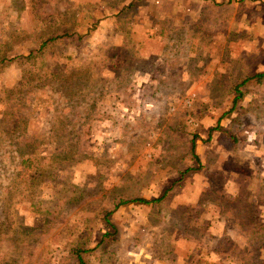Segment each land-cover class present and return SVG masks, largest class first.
Listing matches in <instances>:
<instances>
[{"label": "rangeland", "instance_id": "obj_1", "mask_svg": "<svg viewBox=\"0 0 264 264\" xmlns=\"http://www.w3.org/2000/svg\"><path fill=\"white\" fill-rule=\"evenodd\" d=\"M0 59V264H264V0H0Z\"/></svg>", "mask_w": 264, "mask_h": 264}, {"label": "trees", "instance_id": "obj_2", "mask_svg": "<svg viewBox=\"0 0 264 264\" xmlns=\"http://www.w3.org/2000/svg\"><path fill=\"white\" fill-rule=\"evenodd\" d=\"M69 34V33H68ZM67 35V33H63V34H59V35H55V36H51L45 40H43L35 50H32L30 51L26 56H20L18 57L20 59L21 62L23 61H30V60H33L35 59L38 55H40V53H42V51L44 50V48L51 42H53L54 40H57V39H64V37ZM70 36V34H69ZM5 59H0V63L1 62H4ZM264 77V72H260V73H255L253 75H251L250 77H246L244 79H242L240 82L236 83L233 87H232V98L230 100V107L228 109V111L226 112V114H230L232 113L238 102L242 99L243 97V93L241 92V87L247 85V84H252V85H256L260 82L261 78ZM193 139L191 141V150H190V154H192L193 158L196 160L197 157L196 155L193 154ZM63 158H65V156H63ZM62 159V158H61ZM165 193H163L160 197H158L157 199H152V200H149V201H146L144 199H136V200H132L130 202H138L140 204H144V205H147V204H155V203H158L162 197L164 196ZM126 202H124L123 204H125ZM115 207V206H114ZM258 229L262 230L263 229V226L261 225H258L257 226ZM80 252H76V260L78 262V264H85L81 259L80 257L78 256Z\"/></svg>", "mask_w": 264, "mask_h": 264}]
</instances>
